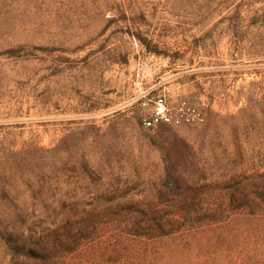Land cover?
<instances>
[{"label": "rangeland", "instance_id": "rangeland-1", "mask_svg": "<svg viewBox=\"0 0 264 264\" xmlns=\"http://www.w3.org/2000/svg\"><path fill=\"white\" fill-rule=\"evenodd\" d=\"M19 45L31 55L0 56V161L42 147L48 196L96 199L85 213L116 220L90 227L95 244H124L127 221L161 234L186 212L204 224L196 244H258L264 0H0V52ZM140 88L204 120L146 129ZM169 172L180 189L161 194Z\"/></svg>", "mask_w": 264, "mask_h": 264}, {"label": "trees", "instance_id": "trees-1", "mask_svg": "<svg viewBox=\"0 0 264 264\" xmlns=\"http://www.w3.org/2000/svg\"><path fill=\"white\" fill-rule=\"evenodd\" d=\"M26 47L8 48L0 56L28 57L31 52ZM139 120L146 129L173 125L148 128ZM46 167L44 149L39 146L26 156L17 153L0 161V264H220L215 260L224 254L236 255L238 260L227 264H264V205L261 203L251 213L258 244H196L194 240L200 237L198 229L204 228V224L198 227L194 224L198 218L188 212L182 220L175 218L176 227L162 229L161 234L129 231L131 226L127 221L126 229L119 230L124 244H95L90 227L103 230L107 225L116 224V220L108 214L85 213L90 207L101 208L96 199L84 201L72 196L57 200L48 196L45 190L53 176L47 175ZM83 169L86 177L92 175L90 168ZM66 170L74 175L72 167ZM254 176L262 179L264 173ZM180 180V176L169 172L158 185L160 193L173 195L180 189ZM119 205L123 209L127 207ZM128 216L127 219L135 217Z\"/></svg>", "mask_w": 264, "mask_h": 264}, {"label": "built area", "instance_id": "built-area-1", "mask_svg": "<svg viewBox=\"0 0 264 264\" xmlns=\"http://www.w3.org/2000/svg\"><path fill=\"white\" fill-rule=\"evenodd\" d=\"M153 63H143L139 66L138 77L141 71H152ZM137 102L144 114L141 121L145 127H155L161 124H192L204 120L203 114L198 108L182 101L178 106L173 107L165 94H156L155 90L140 88L138 91Z\"/></svg>", "mask_w": 264, "mask_h": 264}]
</instances>
